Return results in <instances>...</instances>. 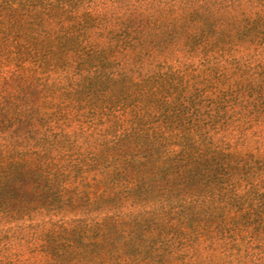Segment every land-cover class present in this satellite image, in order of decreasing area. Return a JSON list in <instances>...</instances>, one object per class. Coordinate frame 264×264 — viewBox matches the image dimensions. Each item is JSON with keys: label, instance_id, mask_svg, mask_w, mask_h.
<instances>
[{"label": "trees", "instance_id": "trees-1", "mask_svg": "<svg viewBox=\"0 0 264 264\" xmlns=\"http://www.w3.org/2000/svg\"><path fill=\"white\" fill-rule=\"evenodd\" d=\"M237 104L264 118V0H0V264H264Z\"/></svg>", "mask_w": 264, "mask_h": 264}, {"label": "rangeland", "instance_id": "rangeland-1", "mask_svg": "<svg viewBox=\"0 0 264 264\" xmlns=\"http://www.w3.org/2000/svg\"><path fill=\"white\" fill-rule=\"evenodd\" d=\"M125 69H136L139 72H151L156 70L158 67L155 65H147L146 57H137L135 59L130 58L127 63L124 65ZM213 100L217 101L219 98L223 100L219 103H213V113L214 114H221L224 109H231V106L224 107L225 104L228 102V98H222L220 94L214 93L212 95ZM232 109H235L239 113L234 116L233 119L230 121L231 128L238 130L242 125H251L253 127H257L264 123V118L257 117V115L250 110H243L241 109V105H232Z\"/></svg>", "mask_w": 264, "mask_h": 264}]
</instances>
